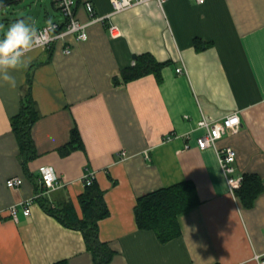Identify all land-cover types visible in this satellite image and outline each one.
Here are the masks:
<instances>
[{
    "label": "crops",
    "instance_id": "1",
    "mask_svg": "<svg viewBox=\"0 0 264 264\" xmlns=\"http://www.w3.org/2000/svg\"><path fill=\"white\" fill-rule=\"evenodd\" d=\"M86 2L96 18L113 13L111 0H77L88 39L69 35L33 49L27 67L12 72L15 87L0 80V264H93L82 233L38 202L72 203L81 215L78 198L89 174L110 210L99 222L100 240L115 252L110 264H260L264 192L245 208L227 185L217 149L232 147L235 175L256 174L264 185V0L149 1L105 22L91 21ZM20 19L36 30L65 21L54 0H15L0 9L5 31ZM111 24L120 36L110 35ZM144 54L165 64L160 75L124 82L123 71ZM28 90L39 118L31 133L37 157L27 174L11 120ZM234 112L238 132L218 140L217 149L198 148L199 122ZM74 128L83 146L64 153ZM41 166H52L61 180L43 195ZM14 177L23 179L20 188L7 186ZM185 181L194 183L199 203L178 216L180 236L163 245L138 228L137 201Z\"/></svg>",
    "mask_w": 264,
    "mask_h": 264
},
{
    "label": "trees",
    "instance_id": "2",
    "mask_svg": "<svg viewBox=\"0 0 264 264\" xmlns=\"http://www.w3.org/2000/svg\"><path fill=\"white\" fill-rule=\"evenodd\" d=\"M15 0H0V9L11 5ZM165 64L157 62L151 55L138 56L135 64L122 73L124 82H130L149 74L159 76ZM39 118L35 102L28 90L21 111L12 118L11 124L16 134L20 153L19 158L24 171L28 174V164L37 157L32 139V128ZM83 146L80 133L74 128L71 140L62 152H71ZM264 192L262 179L256 174H244L242 184L235 190L236 196L245 208H252L256 199ZM81 208L79 215L72 203L53 206L43 196L38 202L46 213L55 217L65 227L80 231L87 250L91 253L93 264H110L114 250L99 236V222L110 215L105 201V192L94 179L85 182V190L78 198ZM199 203L194 183L185 181L168 188H162L140 197L135 207L136 223L140 230L152 231L163 245L176 239L181 234L178 216L192 209ZM55 264H68L66 260Z\"/></svg>",
    "mask_w": 264,
    "mask_h": 264
},
{
    "label": "built area",
    "instance_id": "3",
    "mask_svg": "<svg viewBox=\"0 0 264 264\" xmlns=\"http://www.w3.org/2000/svg\"><path fill=\"white\" fill-rule=\"evenodd\" d=\"M149 1L156 2L159 6H162L166 0H111L113 7V13L107 17L96 18L93 5L90 2L85 3V7L92 17L91 21L105 22L106 19H110L114 14L123 12L136 5L143 4ZM199 3H204L205 0H197ZM56 6L61 12L64 23L62 25L58 23H50L37 30L39 44L36 48H49L57 40L64 39L66 36L72 35L79 41H85L88 39L86 31L87 25L81 23L76 17V5L77 0H54ZM109 32L112 37L120 36L121 32L116 24H111ZM65 53L71 52L69 47L65 48ZM183 69H177L178 73H182ZM241 126V119L237 112L231 113L221 120L208 121L203 119L198 124V129L204 130V134L197 139V146L200 149L216 148L217 141L220 140L227 133H237ZM218 159L221 170L225 176L227 185L231 192H234L242 184V176H236V168L234 163L236 162V151L232 147H225L223 149H217ZM121 160L128 158L126 151L119 153ZM40 177L39 183L43 189V194L57 189L61 185L60 177L56 170L52 166H41L39 168ZM94 174H89L85 177V182L90 184L94 180ZM9 188H20L23 184L21 177L10 178L6 182ZM39 198V197H38ZM33 200L24 202V214L29 215L31 212V205ZM11 215L15 219L17 218V208L14 206L11 208ZM260 264H264V260L257 256Z\"/></svg>",
    "mask_w": 264,
    "mask_h": 264
},
{
    "label": "clouds",
    "instance_id": "4",
    "mask_svg": "<svg viewBox=\"0 0 264 264\" xmlns=\"http://www.w3.org/2000/svg\"><path fill=\"white\" fill-rule=\"evenodd\" d=\"M38 44L37 30L31 23L20 19L10 24L0 38V80L15 87L12 72L21 66L27 67L25 57Z\"/></svg>",
    "mask_w": 264,
    "mask_h": 264
},
{
    "label": "rangeland",
    "instance_id": "5",
    "mask_svg": "<svg viewBox=\"0 0 264 264\" xmlns=\"http://www.w3.org/2000/svg\"><path fill=\"white\" fill-rule=\"evenodd\" d=\"M4 31H5V26L0 24V37L3 36Z\"/></svg>",
    "mask_w": 264,
    "mask_h": 264
}]
</instances>
